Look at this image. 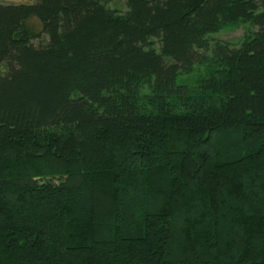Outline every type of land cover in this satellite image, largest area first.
Instances as JSON below:
<instances>
[{
    "label": "trees",
    "instance_id": "16d2710c",
    "mask_svg": "<svg viewBox=\"0 0 264 264\" xmlns=\"http://www.w3.org/2000/svg\"><path fill=\"white\" fill-rule=\"evenodd\" d=\"M112 1L0 3V264H264V0Z\"/></svg>",
    "mask_w": 264,
    "mask_h": 264
},
{
    "label": "rangeland",
    "instance_id": "374dc122",
    "mask_svg": "<svg viewBox=\"0 0 264 264\" xmlns=\"http://www.w3.org/2000/svg\"><path fill=\"white\" fill-rule=\"evenodd\" d=\"M6 1H15V2H20V3H31L33 0H0V2H6ZM111 7L118 8L120 10H124V6L121 1L119 0H113L110 4ZM30 26L33 28L34 31L38 32L41 30V25L36 19H31L29 22ZM249 25H243L237 28L229 27L227 29H223L222 31L218 33H213L209 35L210 38L212 39H219L223 41H230L232 43H238L239 40L242 38L246 30H249ZM255 30V28H253ZM46 42V36L42 35L39 39H36L33 41L34 45H37L39 43H45ZM189 76H184V75H179L177 78V82H184L185 79H187Z\"/></svg>",
    "mask_w": 264,
    "mask_h": 264
},
{
    "label": "crops",
    "instance_id": "0c3cea01",
    "mask_svg": "<svg viewBox=\"0 0 264 264\" xmlns=\"http://www.w3.org/2000/svg\"><path fill=\"white\" fill-rule=\"evenodd\" d=\"M0 3H13V4H15V3H20V2L6 1V2H0Z\"/></svg>",
    "mask_w": 264,
    "mask_h": 264
}]
</instances>
